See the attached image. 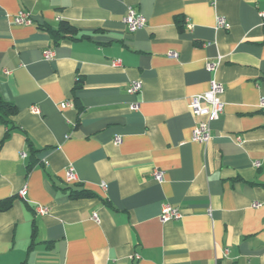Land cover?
<instances>
[{
	"label": "crops",
	"instance_id": "0c3cea01",
	"mask_svg": "<svg viewBox=\"0 0 264 264\" xmlns=\"http://www.w3.org/2000/svg\"><path fill=\"white\" fill-rule=\"evenodd\" d=\"M60 22L76 34L55 44ZM212 77L223 112L203 145L188 104ZM0 98L17 109L6 140L0 125V264H264V0H0ZM164 205L181 218L161 222Z\"/></svg>",
	"mask_w": 264,
	"mask_h": 264
},
{
	"label": "built area",
	"instance_id": "2783aa9c",
	"mask_svg": "<svg viewBox=\"0 0 264 264\" xmlns=\"http://www.w3.org/2000/svg\"><path fill=\"white\" fill-rule=\"evenodd\" d=\"M122 21L126 25L128 33H134L144 28L146 25V19L132 8H128ZM12 23L16 25H30L32 21L28 13L24 11H20L13 18ZM216 28L227 29L228 24L223 18L218 17L216 18ZM170 56L176 58L177 54L172 53L170 54ZM53 57H54V53L52 50H45L43 52L44 60H51ZM119 65H120L119 61L113 62L114 67H118ZM205 69L208 73L213 75L216 66L212 61H208L205 64ZM141 88L142 85L140 81H132L128 85L127 93L130 95H139L141 92ZM223 93H224L223 85L212 77L210 81L209 90L207 92L192 96L190 98L188 104L189 111L194 118L198 119L191 132V140L193 142L203 145H206L210 142L211 140L210 124L211 122L218 120L223 112V102L221 99ZM66 106H68V103H63L60 105L61 108H65ZM261 107H264V101L261 102ZM137 109H138V103L132 104L130 106V110L132 111H135ZM32 110L34 112H37L35 108H33ZM114 143L119 144L120 138L115 137ZM24 156H25L24 154H21V157ZM255 166L259 167V164L255 163ZM163 177H164L163 170L156 169L152 172V178L157 183H161ZM75 181H76V176L74 174V170L72 167H69L65 171V182L67 184H70ZM102 188H104V185H102ZM26 193H27L26 187H24L18 192V195L21 198H24L26 196ZM35 212L40 216H45L48 214L49 209L46 207L37 206ZM180 218H181V213L179 212V210L172 208L168 205L162 206L160 212L161 222H169L171 220H178ZM93 219L97 221L95 215H93Z\"/></svg>",
	"mask_w": 264,
	"mask_h": 264
},
{
	"label": "trees",
	"instance_id": "16d2710c",
	"mask_svg": "<svg viewBox=\"0 0 264 264\" xmlns=\"http://www.w3.org/2000/svg\"><path fill=\"white\" fill-rule=\"evenodd\" d=\"M179 30H182V27L178 26ZM44 30L48 33V35L51 37L53 42L57 44L61 39H65L68 37H71L76 34V29L72 26H70L66 22H60L58 24L57 28H50V27H44ZM80 82H76V89L80 88L79 85ZM76 107L79 109L78 111H81L78 104H76ZM17 114V109L13 104L6 103L0 98V125H4L8 127L7 132L5 133V136L3 140H6L9 137V134L12 129L15 128L13 122L11 119ZM30 169V166L29 168ZM71 198L79 199V198H89L92 197V194L85 191H71L70 193ZM11 206V200H8L7 202H4L0 204V210L4 211L7 210Z\"/></svg>",
	"mask_w": 264,
	"mask_h": 264
}]
</instances>
